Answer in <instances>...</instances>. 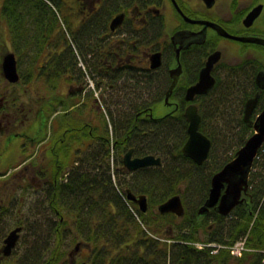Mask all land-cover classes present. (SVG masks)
<instances>
[{
  "label": "trees",
  "instance_id": "16d2710c",
  "mask_svg": "<svg viewBox=\"0 0 264 264\" xmlns=\"http://www.w3.org/2000/svg\"><path fill=\"white\" fill-rule=\"evenodd\" d=\"M72 1L2 0L0 42L3 35L9 36L18 59L20 80L15 83L0 81V97L4 99L0 117L9 113L15 120V114L19 115L24 120L20 124L22 132L33 139L34 145L44 139L50 122L58 131L75 123L72 115H64L61 111L52 118L66 96L59 84L63 72L61 50L66 41L73 51L63 24L76 45H81L84 55L95 49L92 41L96 33H92V26L85 34L71 28L77 16ZM117 7L118 0H102L99 12L92 15L100 21L95 30L99 33L111 31L109 20L104 22L102 15L113 16ZM92 17H87L86 24H90ZM99 35L97 39L101 40ZM110 40L104 39V44L95 42L100 56H106L105 48ZM24 54L28 56L26 69L22 67ZM48 56L50 61H46ZM36 64L39 67L35 69ZM103 66L107 67L105 58L101 57L94 66L93 79L97 88L101 81L100 87L110 91L113 84L122 81L121 92L131 90L123 69L108 74L101 71ZM87 72H82L84 81ZM227 73L224 89L218 91L221 95L211 91L209 99L199 103L203 116L201 129L213 142L203 164L185 156L182 150L189 134L186 104H180L172 113L152 117L153 103L140 96L139 101L127 99V109L115 111L110 106L122 100L116 102L114 96L118 93L103 90L106 96L93 107L98 109V122L93 111L88 114L93 116L86 118L87 110L77 105L74 112L94 124L82 121L83 140L87 142L91 137L96 140L90 148L89 145L85 147L89 149L82 154L79 163L76 164L78 159H74V153L71 157L70 149L66 154L61 153V157L49 154V158L37 160L40 161L38 165H45L43 168L49 171L50 177L44 184V187L47 185L45 189H40L41 193L32 190V187L37 188L29 180L31 174L26 176L24 171L16 169V175L11 177L17 187L26 192L24 196L17 193L7 211V216H13V223L24 225V243L30 241L26 252L29 259L21 260L20 264H70L66 245L71 240L80 242L85 252L82 258L91 264H264V144L250 170L249 189L243 202L229 215H222L215 208L199 213L209 196L213 175L234 158L254 131L244 121L243 114L247 99L259 89L249 81L251 72L248 77L247 71ZM34 79H41L49 89L54 88L48 98L37 91L38 86L32 89ZM241 91L242 95L238 96ZM233 103L236 109L231 108ZM262 108L264 90L254 116ZM230 113H235V118L228 119ZM26 114L33 117L30 119ZM230 121L233 125H228ZM228 139H235V142L230 143ZM220 144L224 150L235 146L233 153L217 159L219 155L215 149ZM130 147L140 156H161L162 163L122 175L123 153ZM6 171L1 167L0 175ZM112 171L116 173L115 179ZM183 182L185 187L181 185ZM128 189L148 196L147 211L128 199ZM177 193L190 203V206L185 204V214L179 217L174 213H161L159 204ZM33 194L43 195L39 204L30 205L29 197ZM241 239H245L246 249L239 256L232 254L228 247L218 245H232ZM195 241L205 245L200 248L193 243Z\"/></svg>",
  "mask_w": 264,
  "mask_h": 264
},
{
  "label": "flooded vegetation",
  "instance_id": "af4514ba",
  "mask_svg": "<svg viewBox=\"0 0 264 264\" xmlns=\"http://www.w3.org/2000/svg\"><path fill=\"white\" fill-rule=\"evenodd\" d=\"M101 3L102 0H73L77 16L71 25L72 30H79V33L85 34V30L91 26L94 29L98 28L100 21L92 15L99 12ZM121 12L125 14L123 21L112 28V19ZM111 16L108 13L102 15L104 22L109 20L111 31L101 33L99 35L101 40H99L97 39L99 34L97 30L93 44L94 51L90 50L84 55L81 45L77 46L76 43H72V51L67 46V41L62 47L60 68L64 74L62 72L59 84L62 93L68 95L62 99L60 109L52 118L61 111L64 115H72L75 123L58 131L50 122L47 134L37 145H34L33 139H29V135H25L21 130L7 129L6 141H19V146L23 149V144L27 152L21 163L15 167H10L9 169L12 168L11 171L6 169L7 171L3 172L0 178H5L10 174L11 177H14L17 170L23 166L21 170L24 171V175L29 176L31 174L34 180L36 178L38 181L43 180V182H38L39 185L34 183L39 192L40 189H45L47 186L44 187V182L50 179L49 171L43 168L44 164L34 167L35 161L32 159L39 160L37 159L39 152L40 155L41 152H46L48 155L54 154L61 157V153L66 154L70 149L71 157L73 158L74 153V159L80 160L82 154L96 142L93 137L87 142L83 140V132L80 130L82 121L91 126L94 124L82 119L74 111L76 106L80 105L81 109L87 110L86 118H91L93 115L89 117L88 114L92 113V108L106 96L104 92L97 93V82L92 79L94 66L101 57L105 58L107 66H103L101 71L111 74L114 70L123 69L124 77L127 78L126 83L131 87L129 88L131 90L114 96L116 102L122 100V103L110 106L115 111L126 109L128 101H139L140 96L153 103L152 117L155 116L154 107L157 102H164L170 108L165 114L174 112L180 107V104H186L185 110L191 103L197 104L199 107V103L209 99L212 89L204 94H196L193 99H189L187 95L189 89L200 81L210 56L215 52L220 53V57L214 63L211 71L216 79V84L219 82L224 85V79L228 76L227 72L229 71H247V77L251 72L249 81L260 90L259 84L256 82V74L259 71H264V44L240 40L234 36H252L264 39V0H118L117 12ZM87 17H92L89 25L86 24ZM63 27L65 37H69L71 42V36L68 35L69 31L65 30L64 24ZM166 28H170V30L166 32ZM222 28L229 35L222 33ZM109 34L111 35L107 36ZM104 37H109L108 40L112 38V40L105 48L106 56H100L95 42H103L102 44H104L106 42ZM224 39L240 43L241 54L229 56L222 44ZM155 53H160L161 62L154 67L152 55ZM50 60L51 58L48 56L46 61ZM84 70L89 72L85 75L86 81H84L82 73ZM247 81L248 79H246ZM155 83H160L162 86L160 93L150 90ZM260 83L264 85L263 78L260 79ZM99 84L101 85L102 82L100 81ZM100 85L98 88L102 91L103 86L100 87ZM263 90L264 87L261 91L263 92ZM126 113L128 112L126 111ZM87 145L89 148H85ZM33 147L36 149L33 150ZM130 149H133L132 158L140 156L135 152L134 147H130L123 153V160ZM21 155L23 154L21 153ZM44 159L43 157L40 158V160ZM79 160L76 161V164L79 163ZM156 165L160 164L147 166L151 168ZM144 167L146 166L130 170L123 163L120 170H122L121 174L125 175L135 173ZM31 169H33L32 173H30ZM13 171L16 172L12 174ZM6 187L8 189L5 190V199L0 201V264H20L21 260L29 259L26 252L29 250L30 241L25 244L22 240L25 232L24 225L16 224L17 222L13 223V216H7L12 200L16 199L17 191L10 190V185H6ZM36 190L33 191L36 192ZM2 221L8 222L4 231H2ZM16 227H21L20 237L11 248L10 253H5V239L10 231ZM22 243L26 247L19 252L17 249ZM66 248L69 251L70 264H79L80 260L91 264L89 260L82 258L85 252H82L80 242L74 243L71 240L67 243Z\"/></svg>",
  "mask_w": 264,
  "mask_h": 264
},
{
  "label": "water",
  "instance_id": "95a60500",
  "mask_svg": "<svg viewBox=\"0 0 264 264\" xmlns=\"http://www.w3.org/2000/svg\"><path fill=\"white\" fill-rule=\"evenodd\" d=\"M124 13H118L112 19V28H115L124 18ZM222 33L229 35L227 31L222 28ZM234 38L244 41H254L264 44V39L259 37H240L234 36ZM160 53L152 55L153 66H157L161 62ZM220 53L215 52L210 56L207 65L202 72L200 81L196 86L189 89L187 97L193 99L196 93L199 92L198 87H202L203 91H208L212 88L216 82L215 77L212 75V68L214 63L219 59ZM3 74L10 82H17L20 80V72L18 70V59L14 51L7 52L2 61ZM261 73H259L258 77ZM177 77V76H176ZM175 77V78H176ZM176 79L174 81V85ZM260 90L246 102L245 106V120L253 126L254 132L251 134L245 143L237 150L234 158L226 163L219 171H217L211 182V188L209 196L199 210L200 214H203L211 207H215L220 214L227 215L231 212L232 207L236 203L242 201L241 196L246 193L249 188V174L253 166L254 160L258 155L259 150L264 144V108L255 119H252L254 109L258 103L261 89L264 87L258 81ZM1 104H3V98ZM186 118L188 120V138L183 145V153L185 156L190 157L198 164H203L209 157L212 148V139L201 129L203 120L202 113L199 110L197 104L191 103L186 107ZM132 151L130 149L124 156V163L130 169L134 170L141 166H147L150 164H161L162 158L155 154H146L144 156L132 158ZM128 199L135 201L139 204L142 211L149 209V199L146 194L138 195L132 191L127 192ZM158 209L161 213H175L177 216H183L185 214V205L181 194H174L169 200L162 202ZM21 227H16L5 239L6 247L5 253H10L11 248L16 244L20 237ZM82 264H89L83 262ZM238 264V263H231Z\"/></svg>",
  "mask_w": 264,
  "mask_h": 264
},
{
  "label": "rangeland",
  "instance_id": "374dc122",
  "mask_svg": "<svg viewBox=\"0 0 264 264\" xmlns=\"http://www.w3.org/2000/svg\"><path fill=\"white\" fill-rule=\"evenodd\" d=\"M1 10H2V0H0V24H2L1 23V21H2L1 20L2 19V12H1ZM100 26H101V23H100ZM170 28H171V26H170ZM170 28H166L165 31L168 32L170 30ZM97 30L98 29L95 30L94 28H92V33H97ZM94 37H96V36L94 35ZM70 40H71L72 43H75V41L73 40V38H71ZM92 43H94V40L92 41ZM222 44H223V46H224V48H225V50H226V52H227V54L229 56H237V55L241 54V52H240V46H241V44L240 43H236L234 41H231V40H228V39H224L222 41ZM46 47H48V46H46ZM9 51H14L13 44H12L11 40L9 39V36L8 35H3L2 42H0V69H1L0 70V77H1L0 78V81L1 82L2 81L3 82L4 81L10 82L4 76L3 69H2L3 57ZM27 58H28V56L26 54H24L23 57H22V59H23V61H22V67L24 69L27 68ZM38 67H39V64H36L34 68L36 69ZM227 77H229V75ZM11 83H15V82H11ZM225 83H226V81L224 79V85H225ZM122 84H123L122 81H120L117 84H113V86L110 87V91H108L107 89H105L104 86H103V90L108 91L109 93H113V94H115V93H118V94L119 93H123V92H121V88L119 87ZM224 85L221 84V83H218V85L216 87L213 86L212 88H210V89H212L211 90L212 91L211 93L214 94V95L220 96L221 93H219L218 91H223ZM36 86H38V87L36 88ZM31 87H32V89H35L36 88L37 91L40 94H43L45 96V98H48V95L51 94V92L54 90V88L49 89L47 84H44L43 85V81L41 79H34L32 81ZM94 87L96 88L95 84H94ZM16 88L17 87H15V89ZM90 88H93V87L90 86ZM1 90H2V87H0V92H1ZM150 90L153 91V92H159L160 93L162 91V86L160 85V83H155L154 86H152L150 88ZM98 92H101V89L100 88H97V93ZM63 94L64 95H68V94H65V93H63ZM240 95H242V91L239 93L238 96H240ZM144 96H146V95H144ZM65 97L66 96H64L63 98H65ZM0 98H3V97H0ZM1 102H2V100L0 99V104H1ZM3 104H4V99H3ZM230 105H232L231 108H235V104L234 103L233 104H230ZM236 107H237V104H236ZM126 109H127V106H126ZM169 109L170 108L168 106H166V104L164 102H157V104L154 107V114H155V116L160 117V116H163L166 112H168ZM92 111H93V115L95 117V120L98 122L99 121L98 109L97 108H92ZM11 116H13V115L11 114ZM26 116L30 117V119H31V117H33V115L31 116V114H30V116L28 114H26ZM13 118H15V120H13L10 117L9 113L6 114V117H4V116L0 117V129L5 130L3 132H2V130H0V140L2 142V147L0 149V168L2 167L3 170L9 169L10 167H13L14 165H17V164L21 163L22 160L25 158V155H26V147L22 143L21 144L23 145L24 149H22L21 146H19V141H17V142L14 141V140L12 142H8V140L6 141L7 135L5 136V133L8 132L7 129H9V130L15 129V131H17V130H21L22 131V128H23V127L20 126V124H23L24 123V120L21 119V117L19 115H17V114H15V116ZM227 118L228 119L229 118L230 119L231 118H235V113H234V115H232V113H230ZM230 122H229L228 125H233V121H230ZM229 140H230V143H234L235 142V139H228V141ZM234 147L235 146H232L229 149L224 150L222 144H220L219 146H217L216 149H215V151L219 155L217 157V159H221V158H224V156L231 155L233 153ZM35 149L36 148L33 147V150H35ZM40 150H41V148H40ZM21 153L23 155H21ZM42 157L46 159V158H49V155L46 152H44V153L41 152V155H40V152H39L37 154V159H40ZM32 160H34V159H32ZM37 162H38L37 160L34 162V164H35L34 167L38 166V164H39L40 161L38 163ZM48 167H50L51 170L54 169L53 166H48ZM22 168H23V166H21L18 170H21ZM9 170L11 171L12 168L9 169ZM32 170L33 169L30 170V173L33 172ZM15 172L16 171H13L12 174L15 173ZM112 177H113V179H115V177H116L115 171H112ZM30 178H31L30 181H32L33 183H35L37 185L40 184V183H38L39 181L40 182H43V180H41V179L38 181L37 178H36V180H34V177H31L30 176ZM45 183L46 182H44V184ZM6 185H10V187H9L10 190L11 189H14V191H17L18 194L22 193V195L24 196L25 192H22L24 190H21L20 188L17 187L18 186L17 182L15 180H12L11 174H10V176H6L5 178H0V201H1V199H5V196H6L5 190L8 189L6 187ZM181 185L183 187H185L186 183L183 182V183H181ZM194 185H195V182L192 185L193 191H194ZM32 190H36V189L32 187ZM39 193H41V192L39 191ZM181 196L183 198V195L182 194H181ZM42 197H43L42 194H40V195L33 194L32 196L29 197L30 205L32 203H34V202H37V204H39ZM183 202H184V205L186 204L187 206H190V203L188 202L187 198L186 199L183 198ZM149 205H150V201H149ZM4 221H2V223H3L2 224V231H4L7 228V226H8V223L7 222H4ZM25 247H26V245H24L22 243L21 245L18 246V249L17 250L19 252H21V251H23L25 249ZM15 255L17 257V254H15ZM82 261L85 262L84 260H80L79 264H82L83 263Z\"/></svg>",
  "mask_w": 264,
  "mask_h": 264
},
{
  "label": "bare ground",
  "instance_id": "6f19581e",
  "mask_svg": "<svg viewBox=\"0 0 264 264\" xmlns=\"http://www.w3.org/2000/svg\"><path fill=\"white\" fill-rule=\"evenodd\" d=\"M108 24H109V22H108ZM102 31V30H101ZM102 33H104V30L102 31ZM99 34H101V33H99ZM109 38V37H108ZM108 38L107 37H104V39L105 40H107L108 41ZM259 73H261L260 74V76L258 77V75H259ZM261 78H263V82H264V71H259L257 74H256V82L258 83V81H260V79ZM225 80H226V78H225ZM215 84H216V82H215ZM193 86H196V85H193ZM192 86V87H193ZM198 89H199V92L198 93H196V94H204L206 91H203V88L202 87H198ZM254 95H252V96H250L249 98H251V97H253ZM248 98V99H249ZM247 99V100H248ZM247 102V101H246ZM258 103H259V100H258ZM258 103H257V105H256V107H255V109H254V112H253V114L257 111V108H258ZM245 106H246V103H245ZM253 116V115H252ZM243 117H244V121H246L245 120V108H244V114H243ZM247 122V121H246ZM254 132V131H253ZM253 134V133H252ZM130 189H128V190H126V194H127V192L129 191ZM130 191H132V190H130ZM133 192V191H132ZM142 193H139V195H141ZM144 194V193H143ZM173 196V194L172 195H169L168 197H167V199H165V201H167V200H169L171 197ZM241 199H242V201L241 202H243V200H244V194H242V196H241ZM240 202V203H241ZM240 203H236L233 207H232V209H231V211H233V210H235L238 206H239V204ZM161 204V203H160ZM159 204V205H160ZM211 208H209V210H210ZM208 210V211H209ZM207 211V212H208Z\"/></svg>",
  "mask_w": 264,
  "mask_h": 264
},
{
  "label": "built area",
  "instance_id": "2783aa9c",
  "mask_svg": "<svg viewBox=\"0 0 264 264\" xmlns=\"http://www.w3.org/2000/svg\"><path fill=\"white\" fill-rule=\"evenodd\" d=\"M232 248L234 252H240L244 248V241L237 242Z\"/></svg>",
  "mask_w": 264,
  "mask_h": 264
}]
</instances>
